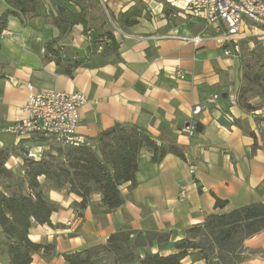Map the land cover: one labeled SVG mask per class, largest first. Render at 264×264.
Returning a JSON list of instances; mask_svg holds the SVG:
<instances>
[{"label": "crops", "instance_id": "0c3cea01", "mask_svg": "<svg viewBox=\"0 0 264 264\" xmlns=\"http://www.w3.org/2000/svg\"><path fill=\"white\" fill-rule=\"evenodd\" d=\"M100 1L114 19L137 4L142 16L132 26L115 24L102 48H95L83 25L75 24L61 42L84 57L73 74L47 56L45 44L58 34L49 18L57 12L49 0H35L32 8L38 15H9L8 34L0 37V149L17 145L19 153L44 154L49 148L35 142L34 135L16 137L6 131L24 116L30 83L36 90L85 93L90 100L80 107L77 133L89 141L117 123L136 124L160 143H179L185 158L169 153L155 163L145 151L137 186L125 184V204L107 214H95L88 207L79 216L72 207L81 200L78 195L49 190L60 209L51 217L53 226L35 223L30 238L53 248L34 254L31 264H63L65 253L104 243L123 227L166 231L174 242L210 213L264 202V103L255 111L238 103L240 58L224 54L214 28L206 27L204 20L185 17L162 0ZM9 8V0H0V18ZM196 35L203 36L198 46L189 39ZM177 68L187 73L184 79L172 76ZM216 93L221 95L220 110L204 108ZM260 100L255 97L252 103ZM195 123L200 128L190 134L187 128ZM23 155H11L8 166L21 165ZM182 187L186 194L179 198ZM215 196L227 200V206L216 209ZM245 245L252 255L241 264H264V229ZM174 251L169 246L160 253ZM0 264H9L7 254L0 255Z\"/></svg>", "mask_w": 264, "mask_h": 264}, {"label": "trees", "instance_id": "16d2710c", "mask_svg": "<svg viewBox=\"0 0 264 264\" xmlns=\"http://www.w3.org/2000/svg\"><path fill=\"white\" fill-rule=\"evenodd\" d=\"M11 8L0 18V37L5 30L9 15L22 18L27 13L38 15L28 0H9ZM57 14H50L51 24L58 34L49 39L45 48L67 74L83 60L82 52L62 45L61 42L75 24H82L87 34L92 30L91 44L102 47L113 36V29L105 27L100 0H49ZM97 11L98 13H94ZM142 16L140 4L131 6L113 19L117 25L132 26ZM103 22L96 25L98 20ZM96 25V26H95ZM115 29V28H114ZM93 30H95L93 32ZM93 33L95 34L93 36ZM70 50L74 53L71 54ZM64 52L76 56L70 59ZM81 52V54H80ZM264 97V84L260 75L251 69L242 72V86L238 103L248 111L257 110L252 97ZM198 125V129L200 125ZM35 142L47 143L50 148L40 159L19 153L17 145L0 149V255L7 254L9 264H31L33 256L52 244L33 241L32 226L48 224L60 209L48 196L49 190H65L81 200L72 207L79 216L90 207L95 214L110 213L125 204L123 187L137 186L140 158L146 151L151 161L159 163L173 153L185 158V149L176 141L158 142L145 128L136 124L117 123L101 131L94 141L81 145H61L45 136L34 135ZM24 154L23 163L9 167L11 155ZM99 195V200L95 196ZM215 208L223 209L228 201L215 196ZM264 229V202L258 201L225 212H213L204 221L185 230V236L171 242L166 231H141L130 227L119 228L104 243L93 244L86 249L64 254L63 264H241L252 253L245 242ZM156 246L157 252L152 248ZM173 247L174 252L160 251ZM190 257V261H185Z\"/></svg>", "mask_w": 264, "mask_h": 264}, {"label": "built area", "instance_id": "2783aa9c", "mask_svg": "<svg viewBox=\"0 0 264 264\" xmlns=\"http://www.w3.org/2000/svg\"><path fill=\"white\" fill-rule=\"evenodd\" d=\"M185 17H195L204 20L205 26H212L223 52L227 56L237 55L241 50V42L256 30L264 32V0H162ZM249 19L257 26L245 21ZM92 30L87 31L91 42ZM8 34L3 30L2 35ZM194 45L203 42L202 35L189 38ZM102 48V47H99ZM186 72L177 68L173 71L174 78L184 79ZM30 93L23 106L24 116L16 119L6 127V131L21 137L39 135L50 138L61 145H81L89 143L77 133L80 120V107L87 103L89 97L81 92H66L51 89L36 90L28 83ZM234 98V96H233ZM221 95L211 94L205 104L213 110L221 108ZM231 120V117L228 116ZM198 129L197 123L189 126L187 131L193 134ZM39 153V154H38ZM30 157H42L41 152H29ZM195 172L194 169H191ZM186 188L182 187L179 198L185 197Z\"/></svg>", "mask_w": 264, "mask_h": 264}, {"label": "rangeland", "instance_id": "374dc122", "mask_svg": "<svg viewBox=\"0 0 264 264\" xmlns=\"http://www.w3.org/2000/svg\"><path fill=\"white\" fill-rule=\"evenodd\" d=\"M33 2L34 0H28L29 5L33 4ZM101 6L103 9L104 16L107 20V24L105 25V27L109 28L110 30L114 29V26L116 23L115 21H113L111 13L108 11V9H106V7L102 3H101ZM95 9L97 8H94L93 12L98 13L97 11H94ZM245 21L252 26L254 25L257 26V23L247 18L245 19ZM102 22L103 20L100 19L96 22V25L99 26V24ZM94 31L95 30H93V32ZM240 48L241 50L237 54V56L241 60L242 72L244 71L245 68L248 70L251 69L254 73H257L258 75H260L262 79V83L264 84V32H260L259 30H256L255 34L250 33L249 36H247L245 39L242 40ZM70 52L71 54L74 53L73 50H70ZM64 54L65 56H69V52H64ZM255 97L256 96L252 97V99H254ZM259 98L261 100L260 102H258V104H256L257 107L263 106V103H264V97L260 96ZM255 101L256 100H254V102ZM49 148H50V145H49ZM190 259L191 258L188 257L185 259V261H190Z\"/></svg>", "mask_w": 264, "mask_h": 264}]
</instances>
